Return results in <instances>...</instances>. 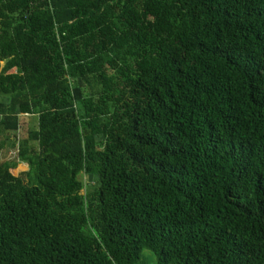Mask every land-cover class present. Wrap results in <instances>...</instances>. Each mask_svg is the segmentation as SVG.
I'll list each match as a JSON object with an SVG mask.
<instances>
[{
    "label": "trees",
    "instance_id": "trees-1",
    "mask_svg": "<svg viewBox=\"0 0 264 264\" xmlns=\"http://www.w3.org/2000/svg\"><path fill=\"white\" fill-rule=\"evenodd\" d=\"M22 116L0 264H264V0H0Z\"/></svg>",
    "mask_w": 264,
    "mask_h": 264
},
{
    "label": "rangeland",
    "instance_id": "rangeland-1",
    "mask_svg": "<svg viewBox=\"0 0 264 264\" xmlns=\"http://www.w3.org/2000/svg\"><path fill=\"white\" fill-rule=\"evenodd\" d=\"M13 72H16L14 70ZM21 121V129L19 132L11 133L5 139V148L0 154V158L2 160H13L18 158L19 150L21 147V143L23 140L27 139L31 130L37 128V119L30 116H22L20 117ZM30 152H34L38 150L37 143L30 142L29 143ZM19 169L22 171H26L27 165L25 163L19 166ZM20 171V170H18ZM82 182H87V177L85 174H82L79 177ZM137 264H159L157 256L151 250H145L143 252V257L140 262Z\"/></svg>",
    "mask_w": 264,
    "mask_h": 264
},
{
    "label": "water",
    "instance_id": "water-1",
    "mask_svg": "<svg viewBox=\"0 0 264 264\" xmlns=\"http://www.w3.org/2000/svg\"><path fill=\"white\" fill-rule=\"evenodd\" d=\"M89 179H90V181H92L93 180V175H90Z\"/></svg>",
    "mask_w": 264,
    "mask_h": 264
}]
</instances>
